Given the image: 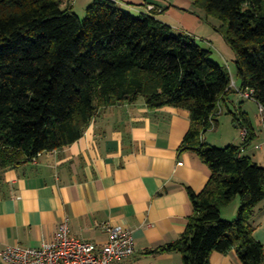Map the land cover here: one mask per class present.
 I'll return each instance as SVG.
<instances>
[{
    "label": "trees",
    "instance_id": "16d2710c",
    "mask_svg": "<svg viewBox=\"0 0 264 264\" xmlns=\"http://www.w3.org/2000/svg\"><path fill=\"white\" fill-rule=\"evenodd\" d=\"M192 2L224 22L218 31L234 54L241 93L251 91L264 109V0ZM156 16H136L113 0H94L83 19L72 0H0V173L74 144L103 109L144 99L151 109L187 110L184 146L211 176L203 192L188 188L194 213L166 250L184 264H210L212 254L232 250L242 264H264L252 223L264 202V167L245 153L255 140L248 114L234 115L247 131L241 144L216 148L202 139L236 93L230 69ZM238 196L237 218L224 220L222 208Z\"/></svg>",
    "mask_w": 264,
    "mask_h": 264
},
{
    "label": "crops",
    "instance_id": "0c3cea01",
    "mask_svg": "<svg viewBox=\"0 0 264 264\" xmlns=\"http://www.w3.org/2000/svg\"><path fill=\"white\" fill-rule=\"evenodd\" d=\"M113 1L134 15L147 14L148 6H154L160 21L193 36L226 65L217 63L229 68L233 62L234 54L212 18L194 9L192 0ZM93 2L72 0V7L81 16ZM233 84L236 93L230 103L239 109L235 98H245L240 81ZM249 103L259 107L254 100ZM248 107L241 108L249 116L255 140L245 153L264 165L263 118L260 123L252 119ZM190 126L187 110L151 109L139 99L101 110L74 144L0 173V264H7L1 253L8 246L39 248L52 242L65 220L73 237L99 245L109 240L106 226L131 230L136 253L126 264H184L181 253L166 248L182 237L194 213L188 188L203 192L211 176L196 151L184 146ZM202 139L208 143L209 137ZM236 140L226 142L240 144ZM240 205L235 198L234 204L222 208V218L235 220ZM252 223L255 239L264 244V202ZM210 264L242 262L232 250L212 254Z\"/></svg>",
    "mask_w": 264,
    "mask_h": 264
},
{
    "label": "built area",
    "instance_id": "2783aa9c",
    "mask_svg": "<svg viewBox=\"0 0 264 264\" xmlns=\"http://www.w3.org/2000/svg\"><path fill=\"white\" fill-rule=\"evenodd\" d=\"M147 9L149 13L155 11L152 5ZM241 94L245 99L253 100L251 91ZM259 107L263 118L264 109ZM246 136L247 131L243 129V140ZM37 160L34 159L32 163ZM106 231L109 240L103 245L80 240L70 234L69 222L65 220L52 242L39 248L8 246L2 251L1 258L7 264H126L136 253L131 230L123 226H106Z\"/></svg>",
    "mask_w": 264,
    "mask_h": 264
},
{
    "label": "rangeland",
    "instance_id": "374dc122",
    "mask_svg": "<svg viewBox=\"0 0 264 264\" xmlns=\"http://www.w3.org/2000/svg\"><path fill=\"white\" fill-rule=\"evenodd\" d=\"M85 15H86V12H85V14H82L80 17L83 19L85 17ZM211 22L213 23L214 26H216L217 29H220V28L226 29L227 28L225 26L224 22H222L220 20L211 19ZM201 46L205 47L206 45L203 44ZM214 50H215V48H214ZM215 53L217 55V51ZM213 59L216 62H221V63L225 64V62H223L222 60H219V58L217 56H213ZM234 60H235V58H233V62L229 63V69H230V73H231L232 78H233V82L234 81L237 82L239 80H238L237 75H236ZM235 99L237 100L236 104H239L237 106V108L240 109L244 104H246L247 106H249L248 109L250 110V116L252 117V119H254L255 121H258V122H259V120H261L260 119L261 113H260L259 107L255 103L254 104L249 103V102H251L250 99H237V98H235ZM233 100H234V98H233ZM237 110L238 109H236V107H234L233 104L230 103V101H227V104L222 103V112L218 118L219 124L216 126V128H213L204 134V136L209 137V140L207 143L209 147L225 148L229 145H234L235 143H237V142H232L233 144H230V142H226L230 139L231 140L237 139L236 141H240V144L243 142V141L241 142V140L243 138L240 135V131H239L240 128L234 127L236 124L234 122V118H235L234 115L237 113ZM241 110H243V109L241 108ZM237 136H239V137H237ZM250 147H252V146L249 145V147H248L249 150H250ZM250 152H251V155H253L252 150ZM261 154L262 155L264 154V150ZM260 166L264 167V165H262V164ZM236 198L240 199L239 196ZM234 200L230 203L231 205L234 204ZM230 204L228 206H230Z\"/></svg>",
    "mask_w": 264,
    "mask_h": 264
}]
</instances>
